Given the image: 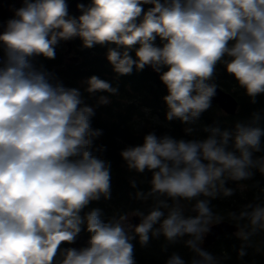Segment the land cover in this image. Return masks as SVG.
<instances>
[{"label": "clouds", "instance_id": "9594fccd", "mask_svg": "<svg viewBox=\"0 0 264 264\" xmlns=\"http://www.w3.org/2000/svg\"><path fill=\"white\" fill-rule=\"evenodd\" d=\"M76 9L70 13L69 0H21L0 21V264H137L134 242L161 236L188 237L194 254L185 261L173 253L165 264H219L201 247L211 200L233 195L229 180L264 173V155H255L264 152L260 115L234 129L207 126L199 139L152 130L125 146L128 171L151 174L148 191L133 198L154 203L105 219L91 205L112 199V162L93 119L119 87L95 74L67 86L38 58L55 60L62 41L78 38L106 49L117 77L151 68L166 89L165 119L192 124L212 106L218 65L252 103L264 95V0H77ZM192 201L195 215H185L182 202ZM231 216L249 221L251 231L236 233L241 240L264 229V205ZM82 233L84 243L72 246Z\"/></svg>", "mask_w": 264, "mask_h": 264}, {"label": "trees", "instance_id": "16d2710c", "mask_svg": "<svg viewBox=\"0 0 264 264\" xmlns=\"http://www.w3.org/2000/svg\"><path fill=\"white\" fill-rule=\"evenodd\" d=\"M223 83L226 90L237 100V113L226 115L220 111L216 103H212L211 108L204 112L199 120L192 124H182L180 121L174 120L171 131H166L161 126L162 107L160 100L163 95L160 94L155 80L143 71H134L132 75L118 80V94L110 95L111 103L97 108L96 116L93 119V126L102 128L104 132L103 136L107 143V151L104 154V158L108 157L106 159L112 162V199L109 201L101 199L99 202H93L91 206L98 207L97 205L100 203H104L105 207L112 204H132L134 208L140 207L149 211L154 203V198H149L146 202L133 198L139 190L148 191L150 187L148 181L151 174L147 172L143 175L134 173V176L130 172L121 173L122 168L119 165L123 161L119 152L125 145L123 142H117L118 140H134L141 131L154 125H158L155 129L159 130V134L167 132L175 137L199 139L205 136L204 128L206 126H219L225 129L224 127L231 125L234 121L252 120L254 113L260 115V121L264 126V95L258 96L256 102L252 103L251 99L237 83L234 85L227 78L223 79ZM163 111H166V109H163ZM186 128L193 129L190 135L185 133ZM138 143H142V140L131 142L127 145ZM262 147H264V138H262ZM255 155H264V152ZM123 166H125L124 163ZM252 171L255 174L250 179L245 180L246 188L250 190L253 196H257L256 200H264V173L257 169ZM132 179L136 180L137 188L130 186L129 181ZM199 198L208 199L206 197ZM236 198L239 201H243L239 195ZM241 206L240 203L234 202L232 199H226L223 193L211 200L212 209L221 215L225 211ZM246 226L247 230L251 231L249 222H246ZM186 239L188 237L178 239L175 243H170L163 236L154 237L144 247H141L138 242H134L137 264H165L173 253H178L185 261H190L193 257L191 250L184 243ZM214 246L212 253L219 264H264V252L262 250L255 251L249 245H237L233 238L223 236L221 239H217ZM241 248L246 253L243 257L239 256Z\"/></svg>", "mask_w": 264, "mask_h": 264}, {"label": "water", "instance_id": "95a60500", "mask_svg": "<svg viewBox=\"0 0 264 264\" xmlns=\"http://www.w3.org/2000/svg\"><path fill=\"white\" fill-rule=\"evenodd\" d=\"M215 102L227 113L235 111L236 101L231 94L222 92L216 97Z\"/></svg>", "mask_w": 264, "mask_h": 264}, {"label": "rangeland", "instance_id": "374dc122", "mask_svg": "<svg viewBox=\"0 0 264 264\" xmlns=\"http://www.w3.org/2000/svg\"><path fill=\"white\" fill-rule=\"evenodd\" d=\"M46 65H47L49 68H51L52 70H56V69L58 68V64L52 62L51 60H46ZM239 189H240V188H237V187L233 188V189H232V190H233V193L236 192V191H238ZM237 245L242 246L243 244H237Z\"/></svg>", "mask_w": 264, "mask_h": 264}]
</instances>
